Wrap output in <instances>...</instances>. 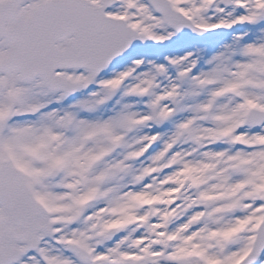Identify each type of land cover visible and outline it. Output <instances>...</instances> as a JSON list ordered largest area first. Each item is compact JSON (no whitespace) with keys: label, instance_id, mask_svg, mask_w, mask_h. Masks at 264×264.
<instances>
[{"label":"snow or ice","instance_id":"1","mask_svg":"<svg viewBox=\"0 0 264 264\" xmlns=\"http://www.w3.org/2000/svg\"><path fill=\"white\" fill-rule=\"evenodd\" d=\"M0 264H264V0H0Z\"/></svg>","mask_w":264,"mask_h":264}]
</instances>
